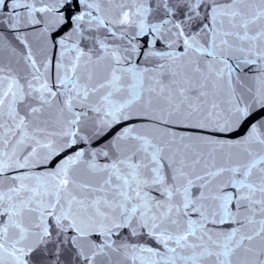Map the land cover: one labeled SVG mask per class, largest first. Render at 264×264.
Listing matches in <instances>:
<instances>
[{
	"label": "snow or ice",
	"instance_id": "1",
	"mask_svg": "<svg viewBox=\"0 0 264 264\" xmlns=\"http://www.w3.org/2000/svg\"><path fill=\"white\" fill-rule=\"evenodd\" d=\"M0 264H264V0H0Z\"/></svg>",
	"mask_w": 264,
	"mask_h": 264
}]
</instances>
